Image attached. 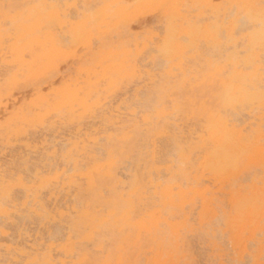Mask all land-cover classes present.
<instances>
[{"label":"rangeland","instance_id":"1","mask_svg":"<svg viewBox=\"0 0 264 264\" xmlns=\"http://www.w3.org/2000/svg\"><path fill=\"white\" fill-rule=\"evenodd\" d=\"M41 2L40 0H0V14L1 12H4L3 6L5 4L16 6L13 14L16 12H24L26 15L28 13V8L33 6H36L41 12H48L50 10L49 6L51 5H58L61 9H65L67 5H73L76 3L78 4L77 7L79 10L86 8V14L91 15L89 16L88 20L89 28L91 30L90 39L86 45H76L72 43L70 39L67 40V37H65L66 32L71 29L69 24L60 25L56 22L50 23L43 31L51 30L57 35L60 49L55 52L54 57L50 61L43 60L41 63H37L40 66L44 63H49V65H47L48 67L46 68V73L44 76L39 78H27L24 76L26 73L21 72V75H18L17 77L18 81L12 84L10 88H5V72L8 70L14 72L18 70V67L14 65L7 67L3 64L4 61H11L13 57L10 56L7 48L1 49L0 47V78L2 79L0 80V83L3 85L2 97L0 99V125H4L6 122V118L3 117V113L5 104L8 101L10 102L12 99H17L20 101L19 104H29L37 97V94H35L36 88H42V94L44 95H47L50 92V87L48 85L51 81L54 82L53 88H61L66 83H72L77 79V77H79V81L83 87L81 95L87 100V108L77 109L73 116H70L67 109L62 110V112H56L48 108V115L43 117L39 123L33 126H26L24 132L29 134L27 137L33 136L29 138H31V140L35 139L36 143H38L37 145L39 150H37L38 152L36 151L35 153H32V151H30V153L26 148L24 151V146L19 148V146L23 145L22 143H24V140L27 138L26 133L23 134V137H17L13 136V134H7L5 130L0 129V157H2L0 159V164L2 165L0 174H5L4 176H6L5 178L7 183L5 189L6 187L7 189L11 188V191L10 189H6V195L0 194V236L2 235L3 237H6H0V248H3V250L1 249L2 251L0 250V259H2L0 264H18V262L20 264H32L30 263L32 260L31 258L36 255H40L39 257L41 258L43 254L48 251V247L50 245L53 246V262L56 264H60V261L66 258L64 252L60 251V249L64 246L67 249H71L70 251L72 252V254H69V256H71L67 258L69 261L68 264H84L85 261L89 262V264H104V261L108 259L110 260L111 264H117V259L120 256H122L123 260L121 264H254V259H258L260 264H264V117L262 119L263 122L261 131L258 130V123L261 122L258 116L260 114H264V109L256 108L254 112L250 114V116L247 115L250 109L246 110L245 112H240L237 116L239 122L237 120L234 121V123L238 125V128L246 129H244L243 132L250 138L251 144L255 143L256 145L262 146V154L260 159L253 161V158L249 159V157H243L240 162V170L234 172V174L230 175L226 180H220L211 176H206L202 180L201 184L203 188L208 189L206 197L209 199V202L206 212H202V200L197 198L194 204L186 205L185 211L189 214L190 219L187 225L180 226L178 228L176 234L173 233L171 227L168 224L161 221L158 223V243L154 242L150 235L146 232L141 234L140 240L136 244H134L133 241L127 242L123 241L122 239L129 233L135 235L137 229H131L128 226H123L119 221L120 210L123 206V202L120 200V195L123 193H129L132 187L135 185L137 187L141 186L143 190L146 191V194L149 197V205H140L142 207L137 208L136 212L133 213L135 221L141 220L144 217V214L147 213V210L153 211L156 209L153 202L158 201L154 195V184L158 182L165 183L170 181L172 174L168 173L169 170L171 169L173 172H175L180 166H183L180 162V159L178 158L176 144L179 141L184 140L182 138L183 136H189L190 130L192 131L194 129H198L199 127L200 122L197 119H192L190 115L192 103H200L204 101L210 103L213 101L212 93L214 92L215 88L209 83L202 81V77L206 71L205 65L207 60L212 59L221 61L219 56H217L220 55L219 50L217 48L211 49V46L209 47L205 41H198V47L195 49L186 50L183 57L181 58L183 66L186 69V73L183 74L178 68H175L173 70L174 75L172 76L166 74L169 64L163 63V66L162 61L157 59V61L160 60L161 62L160 67L158 64L160 62L156 61L157 63L155 64V61L151 59L152 53L145 54V51L138 57V59H142L141 62L138 60L140 71L136 75H129L126 72L122 75L115 74L112 75L111 81L109 78L102 75V72L113 62L111 58H115L114 60L117 62L123 58L122 53L125 48V50H132V53L135 54L137 52V41L143 42L147 38H150L154 35H163L167 20L164 16L163 7L143 9L132 14L126 21H121L122 23L117 17L112 15L113 18L112 16L108 17L106 19V23L100 24V20L97 19L98 12L104 6V4L108 2V0H41ZM93 3L95 5H93ZM97 3L100 4L97 5ZM125 3L131 8L132 11L137 7V3L133 0H129ZM17 4L20 5L18 6ZM181 4L184 12L187 13L189 17L196 21L199 25H205L210 21V11L206 10L204 7H200L197 1L183 0ZM72 10L75 12V9L71 8L69 11L70 15L73 13ZM114 10L115 8L113 7L112 10H109V13L113 14ZM201 12L203 13L199 15ZM71 16H74V13ZM72 20L76 21L74 18ZM93 21H96V23H93ZM0 22L4 28H8L7 30L9 31L12 30L13 25L11 23L6 24L4 22V18L1 15ZM61 35L64 37H60ZM69 41L71 43H69ZM210 50H213L215 55H212L213 51L211 52ZM111 51L115 55L103 62H100V55H103L102 52H104V55H106V53ZM216 52H219V54ZM26 55L27 56L24 58L25 64L32 61L31 55L29 53ZM142 61L144 62V65L146 63L145 66L141 65L143 64ZM150 61H153L152 65ZM175 63H178V60L175 61ZM40 66H37V68ZM89 68L94 69L96 74L92 73L89 77L86 71ZM151 77H154V79L158 82L155 81L154 83H151ZM90 82L92 83L91 85ZM159 102H162V104L165 103L164 106L167 109V114L159 120L155 118V121H160L159 127L164 129V132L160 134L157 139L158 147L156 152V166L159 168V170H154L156 172L154 173L153 170L152 172H149L151 163L149 162L150 155L148 154L147 146L148 133L141 118L149 111L150 113H154V108L159 104ZM109 103L112 104V106ZM174 105L178 106L177 110H173ZM132 110L135 111V114L133 116H129L127 113H130ZM111 112L115 114L119 112L124 118L130 117L139 121V125L141 127L138 129L139 131H137L138 134L141 133V135L137 134V136V132L135 131L132 133V135H134L132 140L125 139V133L130 130V127H128L130 123L125 121L120 125V128H116L118 125L113 123L114 118H111ZM105 115H107L109 118L106 119ZM84 126L85 128H83ZM107 126H109V130ZM73 128L75 129L73 130ZM78 128L83 129L81 132H78ZM60 131L62 133L65 132V134H61ZM82 132L84 133L82 134ZM66 133H68V135H66ZM57 134L60 137H58ZM53 135H56L57 137ZM11 137H13V139ZM77 137L78 141H84L87 144L88 151L93 150L92 155L96 159L89 160L86 157H81L80 160L82 161L80 162V165L75 168L73 160H71V157H68L69 151L73 148V146L68 144V142L70 138L75 140ZM103 137H105V139ZM172 138L174 142L171 141ZM65 140H67V143H65L66 145L64 144V142H66ZM42 141L43 143H41ZM160 141L162 142L160 143ZM44 146L46 147L43 148ZM97 148H100L102 152ZM54 149H57V153L55 156H51L53 157L52 159L49 156L51 153H53ZM72 152L74 154L76 150ZM29 154H33L31 157L34 158L30 159L31 157ZM37 155L39 156L37 157ZM43 155L44 157H42ZM100 156L102 158H100ZM17 157L18 159H16ZM160 158L162 159L161 161ZM34 162L36 163L34 164ZM110 163L113 165L112 172L114 174V178L102 177V179L98 181V189L101 190L102 188V191L105 190V192L103 191V198H96L93 191L87 190L86 181L79 174L87 173L89 170L97 167L105 170L108 168ZM59 164L61 165L59 166ZM54 165H56V169ZM133 166L136 167V169ZM140 167L142 169H140ZM30 168H32V170ZM63 170L65 172L61 176L62 178H60V181H64L66 183L72 182L71 190H73L72 192L74 193L71 195V198H69L67 196V191H69V188L67 187L64 189L65 191L61 190L57 193V199H50L48 192L53 187L57 186L56 183L53 182V178L57 172L61 173ZM163 170L165 171V175L163 174ZM118 172L122 173L118 174ZM145 173L147 177L144 176ZM20 175L22 177L25 175V182L27 179L30 180L26 182L28 185H33L36 188H39V186L44 184L43 186L45 187L40 189L41 200L43 203L46 201L48 211L56 215V221H42L39 217L31 215L24 208L23 203L25 202L26 197L22 198L21 196L25 194V191L22 189L20 190L18 186L19 180H16ZM258 176L259 178H257ZM150 177L153 178V185L149 183ZM175 179H178L179 182L182 183L186 182L185 180H182L183 178L179 175H176ZM104 182L105 184L103 185ZM49 186L51 188H49ZM66 186H68V184H66ZM185 187L187 188V183L185 184L184 188ZM43 194H45L46 197L44 196V198H42ZM239 195H248L249 197L256 195L258 197L259 204L262 207L260 209L261 211H259L260 213L258 212L256 214L255 218L258 219L256 224L250 223L248 219L245 223L235 219L237 213L235 204L233 202V197ZM67 198L70 200V203L68 202L69 200ZM76 199L79 200L76 201ZM114 201H117V213L114 215V217L109 218L108 211L114 208ZM210 202H213L214 204H211ZM54 204L57 205V207H54ZM57 209L63 210L65 215L60 217L58 215ZM196 212L197 214H195ZM86 213H90L91 215L96 216L98 219L108 217L109 221L100 224V226L99 224H88V220L85 216ZM160 214L161 213L157 211L155 213V219H160ZM163 214L164 216L168 217L167 211H164ZM15 216L19 217L17 218ZM20 217L24 218H21L20 220ZM182 219V217L176 216L171 220L172 222H177L182 221ZM31 221L32 223H30ZM52 223L54 224V227L52 226ZM61 224L64 228L60 226ZM55 225L60 226V228L55 227ZM61 229H63V231ZM48 236H50V238ZM39 237L41 238L39 239ZM45 237L48 239L46 238L45 240ZM22 238L25 239L23 240ZM234 239L239 242L240 247H234ZM33 241H35L34 244ZM26 245H28V247ZM120 246H123V248L119 249ZM20 251L26 253V255L22 256V258L21 255L19 256L18 254ZM57 252H59V254H57ZM250 258H253V260L250 261ZM14 259H17L18 262L14 261Z\"/></svg>","mask_w":264,"mask_h":264},{"label":"bare ground","instance_id":"2","mask_svg":"<svg viewBox=\"0 0 264 264\" xmlns=\"http://www.w3.org/2000/svg\"><path fill=\"white\" fill-rule=\"evenodd\" d=\"M127 1H129V0H108V2H106L104 4V6L98 12L97 19L100 20V24L106 23V19L108 17H111L112 15L117 17L118 20H120V22L121 21L124 22L127 19H129L132 14L137 13L143 9H149L152 7H155V8L156 7H163L164 16L167 19L166 25H165V30H164V33L162 36L154 35L150 38H147L143 42L137 41L136 42L137 52L135 54L132 53V50L131 51L125 50L126 49L125 48L123 53H122L123 58H121L119 61L116 62L114 60L115 58H111L113 62L110 64V66H108L102 72V75L104 77H107V78H109V80L112 81V75H115V74L122 75L123 73L126 72L129 75H133V76L136 75L140 71L139 66H138V60L141 62V59H142V58L138 59V57L145 51H146L145 54L152 53L151 59L155 61V64L157 62H160V60L162 61V65H163V63L169 64V67L166 70V74H168L169 76L174 75L173 70L175 68H178L181 73L185 74L186 69L183 66L181 58L183 57L184 52L186 50L197 48L198 47V44H197L198 41H205L209 45V47L211 46V49L217 48L220 52V55H217V56H219V58L221 59V61L220 60L219 61L218 60H212V59L207 60L206 65H205L206 71L204 72L203 77H202L203 78L202 81L209 83L210 85L214 86V88H215L214 92L212 93L213 101L210 103H207L206 101L202 100L204 102L192 103V106L190 109V115H191L192 119H197L200 122L199 127H198V129H194L192 131L190 130L189 136H187V137L183 136L182 138L184 140H181L176 144L177 145L176 149L178 152V158L180 159V162L183 166H180L178 168V170L175 172H173V170H171V169L169 170V172L167 171L168 173L172 174V177H171L170 181H167L165 183L158 182V183L154 184L153 178L150 177L149 183H151L152 185L154 184V187H155L154 195L158 201V202H156V201L153 202L156 209H154L153 211L147 210V213L144 214V217L141 220L135 221L133 213L136 212L137 208L142 207L140 205H144V206L149 205V203H148L149 197L147 196L146 191H144L141 186L137 187L135 185L132 187V189L129 193H127V194L123 193L120 195V200L123 202V206L120 210L119 221L122 223L123 226H128L131 229H137L135 235H132L131 233H129L124 238H122L123 241H127V242L133 241V243L136 244L140 240L141 234L143 232H146L150 235L151 239L154 242L158 243L157 231H158V223L159 222L162 221V222H165L166 224H168L171 227L173 233L176 234L178 231V228L180 226L187 225L188 221L190 219L189 214L185 211L186 205L194 204L195 200L197 198H200L202 200V206H203L202 212L204 213L207 211L209 199L206 197V193H207L208 189L203 188V186H201L202 180L206 176H211L215 179L226 180L230 175H233L234 172L240 170V162H241V159L243 157H245V158L249 157V159L253 158V161H257L261 157L262 146L256 145L255 143L251 144L250 138L246 134H244V132H243L245 128H238V125L235 124L234 121L235 120L238 121L237 116L239 115L240 112H245L246 110L250 109V111L247 113V115L250 116V114L252 112H254V110L256 108L257 109H264V63H262V53H264V22H262L260 8H259L261 0H194V1H197V3L200 5V7H204L206 10L210 11V15H209L210 21L205 25H199L196 21H194L192 18H190L187 13L184 12L182 4H181V2L183 0H133L134 2L137 3V7L133 11L131 10V8L128 5H126L125 2H127ZM40 2H41V0H40ZM79 3H80V1H79ZM88 4H89V2H88ZM99 4L97 3V5H99ZM17 5L19 6L20 4H17ZM86 5H87V3H86ZM93 5H95V4L93 3ZM251 5H254L255 7H246V6H251ZM77 6H78V4L75 3L73 5H67V7L65 9H61L58 5H51V6H49L50 10L48 12H41L36 6H33V7L28 8V13L26 15L24 14V12H16L15 14H13V21L11 22V24L13 25V28L11 31L7 30L8 28L7 29L4 28L0 22V47H1V49L7 48L10 56L13 57V59L11 61H4L3 64L6 65L7 67H11L12 65L18 67V70L14 71V72L11 70H8L5 72L6 73L4 75L5 76L4 80L6 81L5 82L6 83L5 88H8V87L10 88V86L12 84L16 83L18 81L17 77H18V75H21V72H25L26 74H24V76L27 78H39L41 76H44V74L46 73V68L48 67L47 65H49V63L48 62L44 63L41 66L37 63H41L43 60H49L50 61L54 57L55 52L60 49L59 42H58L59 40H58L57 35L54 32H52L51 30L43 31L45 28H47V26L50 23L56 22L60 25L61 24H65V25L69 24L71 26V29H69V31H67L65 34V37H67V40L70 39V41L76 45L88 44L89 39H90V35H91V30L89 28L88 20H89V16H91V15L86 14V12H87L86 8L85 9L80 8L82 10L81 11V10H79V8ZM113 7L115 8L114 13L110 14L109 10H112ZM71 8L75 9V12H73V10H72V12L74 13V16H71L73 13L71 15L69 13ZM203 12H201L199 15H201ZM3 13L4 12H1L0 15L4 18ZM113 16H112V18H113ZM73 18L76 19V21H73L72 20ZM93 20H95V19H93ZM93 23H96V21H93ZM64 27H66V26H64ZM145 28H146V25H145ZM157 30H158V28H157ZM160 31H161V29H160ZM62 36L63 35H61L60 37H62ZM70 41H69V43H71ZM85 49H86V47H85ZM131 49H132V47H131ZM210 51L212 52L213 50H210ZM210 51H209V53H210ZM219 52H216V53L219 54ZM28 53L31 55L32 61L25 64L24 58H25V56H27L26 54H28ZM102 53H103V55H100V62H103L106 59H109L110 57L115 55L112 51L106 53V55H104L105 54L104 52H102ZM213 54H214V51L212 52V55ZM157 59H160V60L157 61ZM177 60H178V63H175V61H177ZM144 61H146V60H144ZM150 62L152 65L153 61H150ZM158 64L160 66L161 62ZM141 65H144V62ZM145 65H146V63H145ZM37 66H40V67L37 68ZM160 67H159V69H160ZM86 71H87L89 77L92 73L96 74V71L92 68H89ZM79 79L80 78L77 77V79L74 80V82L66 83L61 88H53L54 82L51 81V82H49V85H48L50 87V92L47 95L42 94V88L38 87L35 89V94H37V97L34 100H32L29 104H22V103L19 104L20 101H18L17 99H12V101H10V102L8 101L5 104L4 113H3V117L6 118V122L4 125H0V129L5 130V132L7 134H13V136H17V137H21V136L23 137V134L26 133V137H27V135H29V134H27V132H24L25 127L26 126H33V125L39 123L43 117L48 115V113H49L48 108H50L56 112H62V110L67 109L70 116H73L76 113L77 109H86L87 108V100L85 97H83L81 95V92L83 91L82 90L83 87L81 86V82L79 81ZM0 80H2V79L0 78ZM150 80L152 81L151 83H154L155 81H157L154 79V77H151ZM89 81H88V83H89ZM134 81H136V80H134ZM91 84L92 83L90 82V85ZM151 85H153V84H151ZM11 88H13V87H11ZM2 90H3V85L0 83V99L2 97ZM194 93H195V91H194ZM145 94H146V92H145ZM18 99H20V98H18ZM191 99H193V98H191ZM187 100H189V99H187ZM195 102H196V100H195ZM164 104H162V102H159V104L157 106H155V108H154V110H155L154 113H150V111H149L148 113L144 114V116L141 118L142 122L145 126V129L148 133V135L146 134L148 136L147 146H148V154L150 155L149 162L151 163V166L149 168V172H152V170L153 171L159 170V168L156 166L157 165L156 152H157V147H158L157 146V139L160 136V134H162L164 132V129L159 127L160 121H155V118H157V120H159L164 115L167 114V109L164 106ZM110 105L112 106V104H110ZM121 105H122V103H121ZM177 109H178V106L174 105L173 110H177ZM127 114H129V116L130 115L133 116L135 114V111L132 110L130 113L128 112ZM258 117L261 120V122L258 123V125H259L258 130L261 131V126H262V122H263L262 119L264 117V114H260ZM105 118L108 119L109 117L107 115H105ZM111 118H114L113 123L118 125V126H116V128H118V127L120 128V125L122 123H124L125 121L130 123L128 126V127H130V130L125 133V139L132 140L134 138V135H132V133L135 131L137 132L136 135L138 134V131H139L138 129L141 126L139 125V121H137L135 118H130V117L124 118L120 115L119 112L116 114L111 112ZM192 119H191V121H192ZM102 123H104V122H102ZM109 123H111V122H109ZM107 127L109 130V126H107ZM166 127H168V126H166ZM83 128H85V126ZM74 129L75 128H73V130ZM82 129L78 128V132H81ZM31 130H33V129H31ZM29 131H30V129H29ZM259 131H258V133H259ZM54 132H56V131H54ZM70 132H72V131H70ZM119 132H120V129H119ZM60 133L65 134V132L62 133L61 131H60ZM83 133L84 132H82V134ZM70 134H72V133H70ZM172 134H174V133H172ZM66 135H68V133H66ZM138 135H141V133ZM53 136H56V135H53ZM57 136H58V134H57ZM29 137H33V136H29ZM29 137H27L24 140L25 142L23 141L24 142V143H22L23 145L19 146V148L24 146L23 147L24 151L26 148L29 152L32 151V153L33 152L35 153L37 150H39L38 149L39 147L37 145L38 143H36L35 139L31 140V138H29ZM58 137H60V136H58ZM72 137H74V136H72ZM140 137H142V136H140ZM11 138L13 139V137H11ZM103 138L105 139V137H103ZM127 140H126V143H127ZM65 141L66 142H64V144L67 143V140H65ZM171 141H173V138ZM161 142L162 141H160V143ZM173 142H172V144H173ZM17 143H20V142H17ZM41 143H43V141ZM81 143H82V146H81ZM97 143H99V142H97ZM68 144L73 146L72 150L69 151L68 157H71V160H73L75 168H77L80 165V162L82 161V160H80L81 157H86L89 160L96 159L92 155L93 150L88 151L87 144L84 141H80V140L78 141V137L75 140H72V138H70ZM98 145H96V146H98ZM170 145H169V147H170ZM173 146H175V145H173ZM45 147L46 146H44L43 148H45ZM63 149H66V148H63ZM73 149L76 150V152L74 154L72 152V151H74ZM97 149L100 150V148H97ZM102 149H103V147H102ZM17 151H18V149H17ZM56 153H57V149H54L53 153H51L52 155L49 152L50 156L49 155L48 156L49 157L55 156ZM29 155L31 157V155H33V154H29ZM39 155H37V157ZM18 157L16 159H18ZM42 157H44V155ZM1 158L2 157H0V159ZM32 158H34V157H31L30 159H32ZM39 158H38V160H39ZM51 158L53 159V157H51ZM100 158H102V157L100 156ZM36 160H37V158H36ZM161 160L162 159L160 158V161ZM35 163L36 162H34V164ZM61 164H59V166ZM1 166L2 165L0 164V172L2 169ZM39 166H41V165H39ZM54 166L56 169V165H54ZM11 168H13V167H11ZM112 168H113V165H112V163H110L108 165V168L105 170L101 169L100 167H97V168H94L92 170H89L87 173H80L79 174L83 179H85L86 185H87V190L93 191L96 198H103L104 197L103 191L105 192V190L102 191V188H101V190L98 189L99 188L98 181L100 179H102V177L103 178H114ZM134 168L136 169V167H134ZM30 169L32 170V168H30ZM140 169H142V168L140 167ZM48 170H49V168H48ZM164 170H163V174L165 172ZM64 172H65L64 170L61 173L57 172L55 177L53 178L54 179L53 182H55L57 186L53 187L48 192L50 199H52V198L57 199V193L60 192L61 190L65 191L64 189H66L67 187L69 188V191L66 190L67 196L69 198H71V195H73L74 192H72L73 190H71L72 189V184H71L72 182L66 183L64 181H62V182L60 181V178H62L61 176L64 174ZM120 173H122V172H120ZM120 173L118 172V174H120ZM154 173H156V172L154 171ZM18 174H19V172H18ZM52 174H53V172H52ZM4 175L0 174V194H2V195H6L5 192L9 189L11 191V188L7 189V187H6L7 190L5 189L7 181L5 178L6 176H4ZM176 175L181 176L183 178L182 180L186 181V182H184L185 184L187 183V188L185 187L186 189L184 188V186H185L184 183L179 182L178 179H175ZM24 176L22 177L20 175L19 178L16 177L17 178L16 180H19L18 186H19L20 190L22 189L25 191V194H24L25 196L20 195L22 198L26 197V200L23 203L24 208L31 215L39 217L42 221H45V220L47 222L56 221V215L49 212L48 207L46 206V204H47L46 201H45V203H43L41 200L40 189L45 187V186H43L44 184L39 186V188L38 187L36 188L33 185L32 186L28 185L26 182L30 181V180L27 179V181L25 182ZM26 176H27V174H26ZM144 176L147 177L146 173ZM156 176H157V174H156ZM127 177H129V176H127ZM13 178H15V177H13ZM28 178H29V176H28ZM32 178H30V179H32ZM257 178H259V176ZM161 179H162V177H161ZM144 181H145V179H144ZM66 184H68V186H66ZM104 184H105V182L103 183V185ZM129 184H130V182H129ZM122 187H124V186H122ZM49 188H51V187L49 186ZM16 189H17V187H16ZM148 190H149V188H148ZM116 191H118V190H116ZM46 194H47V192H46ZM113 195H115V194H113ZM44 196H45V194H43L42 198H44ZM62 197H63V195H62ZM78 197H79V195H78ZM44 200H46V199H44ZM78 200L79 199H76V201H78ZM6 201H9V200H6ZM51 201H53V200H51ZM57 201H59V200H57ZM73 201H74V199H73ZM68 202L70 203V200ZM83 202H84V200H83ZM83 202H81V203H83ZM233 202H234L235 207H236L237 216L235 219L237 221L245 223L246 220L248 219L250 221V223L256 224V221L258 220L255 218L256 214L259 211H261L260 209L262 207V206H260L259 201H258V197L256 195H253L252 197H249L248 195L234 196ZM4 203H6V202H4ZM61 206H62V204H61ZM83 206H82V208H83ZM116 206H117V201H114L113 202L114 208L111 209L110 211H108V217L109 218L114 217V215H116L117 209H118ZM119 206H121V205H119ZM54 207H57V205H55ZM23 211H25V210H23ZM101 211L103 212L102 209H101ZM157 211L161 213L160 219H155V213ZM164 211H167L168 217L164 216V214H163ZM233 211H234V209H233ZM57 212H58V215L60 217H63L65 215V212L63 210H58ZM195 214H197V212ZM85 216H86V219L88 220V224H96V225L99 224V226H100V224H103L104 222L109 221L108 217L103 218V219H98L96 216L91 215L90 213H86ZM176 216L182 217L183 218L182 221L172 222L171 219L176 217ZM15 217H17V216H15ZM146 217H148V218H146ZM21 218L23 219L24 217H20L19 219L21 220ZM82 218H84V217H82ZM40 219H39V221H40ZM193 220H195V219H193ZM26 223H27V221H26ZM30 223H32V221ZM52 226L54 227V224ZM60 226L62 227L63 225L61 224ZM60 226L55 225V227H57V228L58 227L60 228ZM62 228H64V227H62ZM153 229H155V230H153ZM61 230L63 231V229H61ZM59 231H60V229H59ZM54 233H56V232H54ZM66 234H64V235H66ZM200 235H201V233H200ZM62 236H63V234H62ZM188 236H189V234H188ZM48 237L50 238V236H48ZM40 238L41 237H39V239ZM46 238L47 237H45V240H46ZM53 238H55V237H53ZM23 243H25V242H23ZM34 243H35V241H33V244ZM86 243H87V241H86ZM88 243H89V241H88ZM26 246L28 247V245H26ZM129 246H131V245H129ZM249 246H251V245H249ZM252 246H253V244H252ZM234 247L235 248L240 247L239 242L236 239H234ZM30 248H32V247H30ZM69 248H71V247H69ZM122 248H123V246H120L119 249H122ZM1 249L3 250V248H0V250ZM40 249H42V248H40ZM52 249H53V246L50 245L48 247V251L45 254H43V256L41 258L39 257L40 255L39 256L36 255L33 258H31L32 260L30 261V263H32V264H35V263L36 264H56L53 262L54 258H53V254H52ZM70 250L71 249H67L65 246L60 249V251L64 252V254L66 256L65 259H62L60 261V264H68L69 261L67 260V258L71 256V255L69 256V254H72V252ZM18 254H19V256L21 255V258H22V256L26 255V253L23 251H20ZM57 254H59V252H57ZM84 257H86V256H84ZM250 257H252V256H250ZM142 258H144V257H142ZM7 260H5V261H7ZM252 260H253V258L252 259L250 258V261H252ZM0 261H2V259H0ZM14 261L18 262L17 259H14ZM122 261H123L122 256H120L117 259V264H121ZM21 262H23V261H21ZM18 264H20V263L18 262ZM104 264H111V262L108 259V260L104 261ZM249 264H251V263H249ZM254 264H260L259 260L254 259Z\"/></svg>","mask_w":264,"mask_h":264},{"label":"snow or ice","instance_id":"3","mask_svg":"<svg viewBox=\"0 0 264 264\" xmlns=\"http://www.w3.org/2000/svg\"><path fill=\"white\" fill-rule=\"evenodd\" d=\"M15 7H16L15 5H10V4H5L3 6V8H4V13H3L4 22L6 24H9L13 21V13H14ZM246 7H255V6L251 5V6H246ZM259 8H260L262 22H264V0H261ZM262 63H264V53H262ZM84 264H89V262L85 261Z\"/></svg>","mask_w":264,"mask_h":264}]
</instances>
